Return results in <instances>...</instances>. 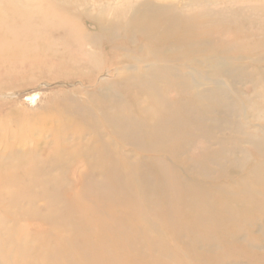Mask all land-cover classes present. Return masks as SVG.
<instances>
[{"label": "rangeland", "instance_id": "obj_1", "mask_svg": "<svg viewBox=\"0 0 264 264\" xmlns=\"http://www.w3.org/2000/svg\"><path fill=\"white\" fill-rule=\"evenodd\" d=\"M0 21V151L15 158L32 117L56 115L75 121L63 129L68 145L79 126L109 135L114 162L103 166L115 168L57 166L66 183L48 222L0 205V264H264V12L234 7L196 22L191 49L159 54L177 78H121L108 49L90 67L84 52L109 40L85 20L75 29L99 38L81 50L57 28ZM45 229L64 234L55 250L33 242Z\"/></svg>", "mask_w": 264, "mask_h": 264}, {"label": "bare ground", "instance_id": "obj_2", "mask_svg": "<svg viewBox=\"0 0 264 264\" xmlns=\"http://www.w3.org/2000/svg\"><path fill=\"white\" fill-rule=\"evenodd\" d=\"M252 1L0 0V20H3L4 22L1 24L8 26V28L13 27L11 25L14 24H22L23 26L32 24L40 25V27L44 24L46 28H57L65 32L70 40L77 42L79 50L83 49L82 47L85 48L83 40H89L93 43V41L95 42L94 38H99V34L89 35L91 33L83 32V28L80 26V28L75 29V24H78L79 20H85L99 29L100 35L104 36L102 41L109 40L108 46H105L102 52L89 49L84 52L82 57L87 59L90 67L100 69L108 62L107 69L113 68L121 78H138L137 74L141 77L149 74L153 78H177L179 75L177 67L170 66L169 63H161L164 60L159 54L162 55L167 51L173 55L180 49L187 47L191 49L192 41L189 39L191 28L196 27L195 23L201 21L203 17H213L218 11L226 14L234 7H238L241 11L245 9L250 11L255 8L259 12H264V0H257L260 1L257 4L245 3ZM238 2L242 3L237 4ZM212 4H225L226 7L214 9L209 7ZM229 4L232 6L229 7ZM199 6L202 7L199 9ZM192 8L197 10L191 12ZM5 17L7 18L4 19ZM9 20L12 21L8 22ZM184 20L187 24L186 28L181 25ZM77 30L79 32H76ZM137 35L141 36L140 39L137 38ZM118 38H125L127 44H114L113 40ZM153 40L159 41L161 45L153 47L151 45ZM107 49L109 54L106 53ZM102 53L111 55L106 62H102ZM106 54L103 55L106 57ZM166 60L170 61L171 59ZM141 68L145 71H141ZM54 116L53 119L59 123L55 124L50 116L43 118L37 114L32 117L34 125L30 127L31 135L25 133L21 135L20 143L22 145H20L18 156L15 158L7 156L8 148L0 151V205L6 212H10L14 216L26 211L25 214H29L31 218H40L48 222L47 216L57 214L55 212L56 206H59L57 199L59 200L60 192L66 183L63 179L64 176L55 175L57 166L60 170L65 171L66 164L72 162L71 166H74L80 158L85 163V167L88 166L92 170L98 169L104 173L115 171L114 166L110 168L103 166L107 160L113 161L106 155L105 150V145H114L109 135L106 137L105 132L99 127L94 138L87 135V128L79 126L75 132L77 138L74 137L75 141L77 139L76 143L68 145L65 142L64 128L72 126L71 124L74 125L75 121L68 118L66 119L68 123H66L61 116ZM60 123L64 125L61 126ZM90 123L93 125L92 120ZM43 141L46 144L44 148L41 147ZM27 142L31 143V147L29 150H24L22 147ZM50 143H53L54 146L51 152L47 154L49 155V162L45 160L40 162L38 156L42 154L46 156ZM27 158L32 163L30 168L23 166ZM125 160H130V155L127 154ZM40 163L45 164L41 166ZM61 164H64L62 168L60 167ZM51 187L54 188L53 192H50ZM26 193H28L29 199H26ZM27 200L30 204L24 205ZM40 200L42 203L39 204ZM18 211L20 212L18 213ZM14 212L17 214L15 215ZM1 217L2 222H4L6 217L2 215ZM4 224H6L4 230L6 231L8 224ZM24 227L26 228L25 225ZM20 232L22 231L20 230ZM34 233L32 235L33 242L44 241L43 248H46L45 245H47L55 250L64 241V234L57 231L45 229ZM52 241L56 244L52 245ZM5 247L1 246L0 250Z\"/></svg>", "mask_w": 264, "mask_h": 264}]
</instances>
